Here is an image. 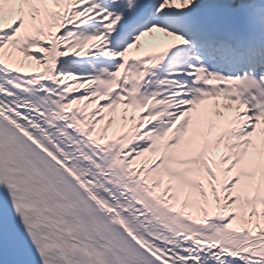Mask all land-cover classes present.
Segmentation results:
<instances>
[{"label":"snow or ice","instance_id":"snow-or-ice-1","mask_svg":"<svg viewBox=\"0 0 264 264\" xmlns=\"http://www.w3.org/2000/svg\"><path fill=\"white\" fill-rule=\"evenodd\" d=\"M0 264H264V0H0Z\"/></svg>","mask_w":264,"mask_h":264}]
</instances>
